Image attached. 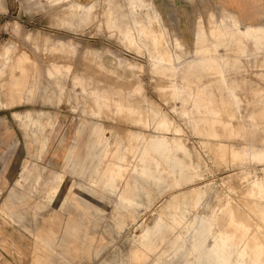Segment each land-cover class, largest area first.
Segmentation results:
<instances>
[{"label": "rangeland", "instance_id": "rangeland-1", "mask_svg": "<svg viewBox=\"0 0 264 264\" xmlns=\"http://www.w3.org/2000/svg\"><path fill=\"white\" fill-rule=\"evenodd\" d=\"M254 18L223 0H0V264H196L195 246L264 264V45L225 63L210 33Z\"/></svg>", "mask_w": 264, "mask_h": 264}, {"label": "bare ground", "instance_id": "bare-ground-1", "mask_svg": "<svg viewBox=\"0 0 264 264\" xmlns=\"http://www.w3.org/2000/svg\"><path fill=\"white\" fill-rule=\"evenodd\" d=\"M188 2V1H187ZM190 3V2H189ZM194 5V4H193ZM220 5V4H219ZM78 8V6H76L73 9V12ZM221 14H226L227 16H230V14L227 13L226 9H222L219 8ZM75 13V12H74ZM90 15V14H89ZM183 15V14H182ZM71 16V15H70ZM105 20V19H104ZM196 24H198V22H196ZM231 25L233 26H237L240 25V22L236 19V18H231ZM255 26L251 25V24H243L241 28H235L234 31L231 32H227V30H223L222 28H220L219 26H211L210 28V33H211V37L214 39V46H215V50L218 52L219 54V58L220 60H223L226 62H237L239 60L240 57L242 56H246V52H248L247 49V44L250 43L252 48H256L259 45H264V20L262 22L261 25H257L254 24ZM31 35V34H30ZM126 40V39H125ZM129 44V43H128ZM187 46V45H186ZM203 46V45H202ZM214 46H208L210 47L209 49H207V52L209 53V58L206 57V62H208L209 66H211V68L216 69V60L213 57V52ZM9 47V46H8ZM14 49V48H13ZM10 50V49H9ZM7 52V50H6ZM4 54V53H2ZM6 54V53H5ZM10 54V53H9ZM7 55V54H6ZM203 56H207L206 52L202 53ZM8 57V56H7ZM256 57V56H255ZM1 59V58H0ZM7 59V58H6ZM20 59V58H18ZM8 60V59H7ZM21 60V59H20ZM24 60V59H22ZM26 60V59H25ZM24 62V61H23ZM19 63V61H18ZM17 63V64H18ZM19 67V65H18ZM17 66L15 67L16 69L18 68ZM2 68V67H1ZM4 68V67H3ZM6 68V67H5ZM13 70V69H12ZM19 70V69H17ZM3 72V71H2ZM209 74V73H208ZM13 77V76H12ZM78 85V84H77ZM256 86V84H255ZM257 87V86H256ZM97 92V91H96ZM101 95V94H100ZM98 96V95H97ZM103 96V94H102ZM102 98V97H100ZM204 98V97H203ZM103 99V98H102ZM105 99V98H104ZM104 99L102 101H104ZM203 100V99H202ZM107 101V100H106ZM105 101V102H106ZM115 101V100H114ZM227 104H232L231 99L229 98V100H226ZM225 101V102H226ZM250 101V100H249ZM110 102V100H109ZM202 102V101H201ZM206 101L204 100V103ZM107 103V102H106ZM112 103V102H111ZM109 103V104H111ZM117 103V102H116ZM98 104V103H97ZM113 104V103H112ZM252 104V103H251ZM95 105V104H94ZM119 104H117L118 107ZM122 105V104H121ZM126 105V104H125ZM128 106V105H127ZM120 107V106H119ZM118 107V108H119ZM124 107V106H123ZM97 108V107H96ZM113 108V107H112ZM101 109V108H100ZM110 109V108H109ZM116 109V108H115ZM215 109V108H214ZM220 109V108H219ZM122 110V109H121ZM213 110V108H212ZM225 110V109H224ZM118 111V110H117ZM218 111V110H217ZM223 112V111H222ZM255 112V111H254ZM119 113V112H118ZM219 113V112H218ZM221 113V112H220ZM224 113V112H223ZM226 113V112H225ZM158 114V113H156ZM155 114V115H156ZM229 114V113H228ZM223 115V114H222ZM243 115V114H242ZM220 116V115H219ZM245 116V115H244ZM250 116L253 118V114L249 115V119ZM255 116V115H254ZM156 117V116H155ZM225 117V116H224ZM234 117V116H233ZM248 117V116H247ZM156 118H160L159 115H157ZM163 118V117H162ZM236 118V117H235ZM246 118V117H245ZM243 119V118H242ZM257 119V118H256ZM253 120V119H252ZM164 122L163 119H160L158 122H156L155 124V128L158 129L160 128V124H162ZM166 122V121H165ZM152 124V123H151ZM168 124V121H167ZM243 124V123H242ZM145 125V124H144ZM162 126V125H161ZM233 126V125H232ZM169 127V126H168ZM245 127V126H244ZM241 130V129H240ZM170 131V130H169ZM94 132V141L92 142L95 145H98L100 143V141L102 140L100 133L101 131L97 130L96 128L93 130ZM129 140H137V138L140 136L139 134L136 133H130L128 135ZM126 137V136H125ZM126 140V139H125ZM167 140V138H166ZM179 141V140H178ZM134 142V141H133ZM177 142V141H176ZM125 145V144H124ZM93 145H91L88 149L91 150ZM170 147V146H169ZM131 148V147H130ZM179 149L182 148V145L179 144ZM116 150V149H115ZM115 150H111L113 153L115 152ZM150 150L153 152H158V153H162L164 151V146L162 144V139L160 137H156V140L154 141V143L151 144ZM248 151L245 150L244 153L242 154V157L245 159L248 158ZM254 155L260 159L263 156V151H259V150H255ZM115 165H117V163H114ZM156 167H158V164H155ZM199 165V164H198ZM171 166L168 164L166 165V169H170ZM96 171L98 170V168H96ZM107 170V169H106ZM106 170H104L103 173H99L100 174V181H102V179L104 178V175L106 173ZM262 182V181H261ZM261 185L263 186V184L261 183ZM263 188V187H262ZM263 191V190H262ZM256 193V192H255ZM254 195V194H253ZM263 195V193H262ZM264 197V195H263ZM259 205V204H258ZM264 206V205H263ZM260 207V206H259ZM253 211V210H252ZM256 211V210H254ZM261 211L263 212V210L261 209ZM264 213V212H263ZM255 214H258L255 212ZM259 215V214H258ZM258 217V216H257ZM233 218V217H232ZM262 218V217H261ZM260 219V217H259ZM264 219V218H263ZM243 221V220H242ZM240 223L241 222H237ZM246 223V222H245ZM55 224V223H54ZM243 225V223H242ZM246 225V224H245ZM244 225V226H245ZM248 225V224H247ZM246 228V227H245ZM55 228H47V230H45L44 232L39 231L37 232V235L42 234L44 239H51L54 238L53 236V230ZM65 231L69 230V227H65L64 228ZM248 230V229H247ZM255 231V230H254ZM42 232V233H41ZM180 249H182V245H180ZM192 255L195 256L196 258V264H217L216 263V259L219 257L217 250H205L203 247L201 246H195V250L194 252H191ZM131 260V259H130ZM251 260V259H250Z\"/></svg>", "mask_w": 264, "mask_h": 264}, {"label": "crops", "instance_id": "crops-1", "mask_svg": "<svg viewBox=\"0 0 264 264\" xmlns=\"http://www.w3.org/2000/svg\"><path fill=\"white\" fill-rule=\"evenodd\" d=\"M225 7L244 21L255 22L264 11V0H223ZM90 151V150H88Z\"/></svg>", "mask_w": 264, "mask_h": 264}]
</instances>
